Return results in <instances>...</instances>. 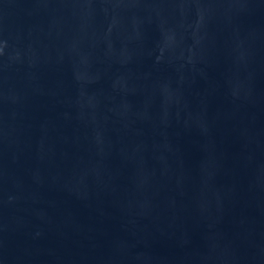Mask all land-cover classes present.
I'll return each mask as SVG.
<instances>
[{"label": "water", "instance_id": "95a60500", "mask_svg": "<svg viewBox=\"0 0 264 264\" xmlns=\"http://www.w3.org/2000/svg\"><path fill=\"white\" fill-rule=\"evenodd\" d=\"M0 264H264V0H0Z\"/></svg>", "mask_w": 264, "mask_h": 264}]
</instances>
